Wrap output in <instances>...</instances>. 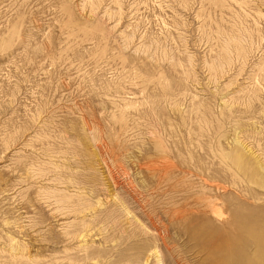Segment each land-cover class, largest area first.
Wrapping results in <instances>:
<instances>
[{
    "label": "rangeland",
    "instance_id": "374dc122",
    "mask_svg": "<svg viewBox=\"0 0 264 264\" xmlns=\"http://www.w3.org/2000/svg\"><path fill=\"white\" fill-rule=\"evenodd\" d=\"M263 166L264 0H0V264H264Z\"/></svg>",
    "mask_w": 264,
    "mask_h": 264
},
{
    "label": "bare ground",
    "instance_id": "6f19581e",
    "mask_svg": "<svg viewBox=\"0 0 264 264\" xmlns=\"http://www.w3.org/2000/svg\"><path fill=\"white\" fill-rule=\"evenodd\" d=\"M256 71V70H255ZM240 144H243V142H241ZM252 151H253V149H251ZM237 151V150H236ZM237 152H239V153H237V158H238V160H236L237 162L239 161V162H242V161H246V159H247V157L244 155V154H242V152L241 151H237ZM234 153V152H233ZM253 154H255V152L253 151ZM236 155V154H235ZM227 157L229 158V156L227 155ZM231 157V156H230ZM233 158L235 157V156H232ZM246 158V159H245ZM257 158H259L260 159V155H258L257 156ZM230 159H232V158H230ZM244 159V160H243ZM237 162H235V163H237ZM238 162V163H239ZM248 163H249V161H247ZM247 162H242L243 163V165H244V163L245 164H247ZM234 163V164H235ZM238 163H237V167H238ZM242 163H241V166H242ZM239 166H240V164H239ZM247 166H248V164H247ZM243 167H245V166H243ZM239 168H241V167H239ZM252 169V168H251ZM263 170H264V166H263ZM253 171V170H252Z\"/></svg>",
    "mask_w": 264,
    "mask_h": 264
}]
</instances>
